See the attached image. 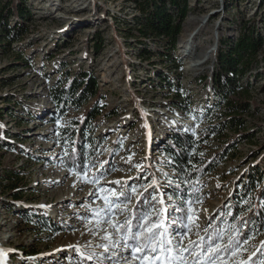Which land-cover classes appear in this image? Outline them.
<instances>
[{"label":"rangeland","instance_id":"obj_1","mask_svg":"<svg viewBox=\"0 0 264 264\" xmlns=\"http://www.w3.org/2000/svg\"><path fill=\"white\" fill-rule=\"evenodd\" d=\"M22 1L30 15L22 21L27 33L6 49L0 46V264H98L95 257L82 255L91 251L88 244L100 242L101 228L109 229L86 227L94 219L92 209L103 203L98 188L120 190L126 181L146 196L153 192V180L158 199L167 194L168 212L160 217L165 226L180 229L171 220L184 218L182 230L188 235L183 244L197 240L198 231L204 235L211 221L209 231L228 233L223 244L233 226L252 237L236 256H221L214 264L264 261V217L256 226L248 208L264 182V0H186L170 59L158 37L138 36L140 12L133 0ZM244 26L253 28L262 43L257 62L239 80L245 92L228 97L247 105L237 113L241 125L233 127L209 81L220 40H235ZM80 72L96 79L97 98L77 105L69 97L61 108L55 106L52 92ZM95 101L102 114L82 130L80 167L87 166L90 177L99 176L98 185L77 179L78 170L65 164L71 143L61 135V128L80 123ZM173 131L192 136L200 166L212 165L187 186L194 195L190 199L169 193L186 184L162 151ZM251 176L259 181L246 192ZM129 196L128 209L157 215L160 204L153 201L152 207L142 197ZM185 201L192 202V213ZM189 214L194 222L187 220ZM95 251L103 253L102 248ZM115 252L103 253V264H123L120 257L140 264L131 250Z\"/></svg>","mask_w":264,"mask_h":264},{"label":"trees","instance_id":"obj_2","mask_svg":"<svg viewBox=\"0 0 264 264\" xmlns=\"http://www.w3.org/2000/svg\"><path fill=\"white\" fill-rule=\"evenodd\" d=\"M140 12V19L137 21L136 29L138 36L147 38L152 35L161 40V46L164 53L171 58L170 52L174 49L178 35L181 30V21L186 13V0H133ZM138 1H141L138 4ZM29 12L23 5L22 0H0V46L3 49L9 47L10 43L19 41L27 28L22 21L29 18ZM14 20V23H10ZM262 43L261 37L254 33L253 28L244 26L240 30L239 36L235 40L223 38L220 40V46L216 55V68L211 75L210 84L214 89V95L222 102L227 111V118L233 127L241 125L240 117L237 113L244 110L246 103H235L228 99L230 94H236L241 90L239 80L249 73L252 66L257 62L256 55L260 50ZM56 89V88H55ZM99 87L96 79L89 72H80L77 76L66 80L62 86H59L52 92L51 99L55 106L61 108L66 99L80 105L88 99L97 98ZM186 112V109H183ZM102 114V109L98 102L93 105L86 113L84 119L70 128L65 126L61 128V135L64 139H70V152L65 159V164L75 170H79L80 164L84 161V150L82 141L84 127ZM3 137L0 135V143ZM196 143L192 136L185 132L173 131L169 140L164 143L162 151L170 162L169 166L175 171L177 176L186 182L185 185L178 184L172 187L170 194L175 199L185 200L191 198L192 193L186 192L187 186L194 182L201 174L210 172L212 165L210 162L200 166L201 160L196 152ZM261 175V174H260ZM259 177V176H258ZM253 182L246 187V192L255 187L256 182L251 176ZM260 179V177H259ZM253 185V186H252ZM192 187V185H189ZM174 188V189H173ZM245 193H242L244 196ZM236 195L235 198L239 197ZM17 198V194H14ZM194 200V198L192 199ZM234 202V201H233ZM177 203V202H175ZM231 205H235V202ZM250 209V220L261 226L260 221L264 217V182L260 187L259 194L248 206ZM139 207L135 208V212ZM178 214V213H177ZM179 215H174V219Z\"/></svg>","mask_w":264,"mask_h":264},{"label":"snow or ice","instance_id":"obj_3","mask_svg":"<svg viewBox=\"0 0 264 264\" xmlns=\"http://www.w3.org/2000/svg\"><path fill=\"white\" fill-rule=\"evenodd\" d=\"M136 167L139 168L140 166L136 165ZM87 171V166H81L74 174L77 179L84 183L98 185L100 177L96 175L90 177L87 175ZM115 183L120 184V181ZM157 184V181H152L150 187L153 192H148L146 196L144 193H137V187L128 185L126 181L120 190L114 188L106 189L103 186L98 188L100 195L97 198L102 200L103 203L92 209L94 219L88 220L86 227L88 224H92L94 228L108 225L109 229L101 228L105 234L100 242L96 243L95 247L92 244L86 246L91 251L82 253L85 260H92L95 257L98 264H103L100 259L103 253L116 255L115 250L122 248L126 252L131 250L132 260L140 261V264H145V261L146 264H214L221 256L225 259L229 256H236L241 251L242 245L247 244L252 239L247 233H240L233 226L232 235L228 236L227 244H223L222 241L228 233L218 228H213L212 231H209V228L212 227V222L209 221L208 225L202 229L204 235H200L198 231L197 240H188L187 244H183L181 241L188 235V232L182 230L186 227L183 222L184 218L176 217L171 220L172 224H180V229L170 231L169 227L165 226L160 217L168 212V207L163 199V195L167 194L161 195L158 199L157 195L154 194L159 192ZM147 191V188H145V192ZM129 192L137 195L138 200L142 197L144 203L152 207H155L152 203L153 201L160 204L161 207L157 215L153 217L151 212L148 211L133 212L128 209ZM91 195L96 196V193H91ZM168 199L171 200L172 197L169 195ZM184 203L189 205L188 212L192 213V202L185 201ZM41 207L46 206L42 205ZM173 210L176 212L183 211L180 206H173ZM125 211H128L129 214L124 216L123 219H114V217ZM187 220L194 222L193 215H187ZM196 227L198 230L200 229L198 224ZM89 233L95 235L92 228L89 229ZM95 248H102L103 253L98 254ZM189 256H191V260H189ZM110 258L109 256L104 257V259ZM120 259L123 260V264H129L127 257H120ZM249 261H251V257H249ZM241 264H248V261H243ZM252 264H255V262H252ZM260 264H264V261H261Z\"/></svg>","mask_w":264,"mask_h":264}]
</instances>
